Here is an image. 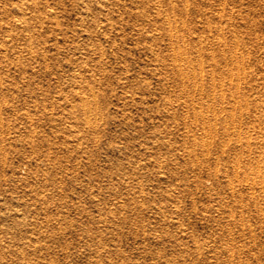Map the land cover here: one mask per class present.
I'll return each instance as SVG.
<instances>
[{
    "label": "rangeland",
    "instance_id": "374dc122",
    "mask_svg": "<svg viewBox=\"0 0 264 264\" xmlns=\"http://www.w3.org/2000/svg\"><path fill=\"white\" fill-rule=\"evenodd\" d=\"M0 264H264V0H0Z\"/></svg>",
    "mask_w": 264,
    "mask_h": 264
}]
</instances>
